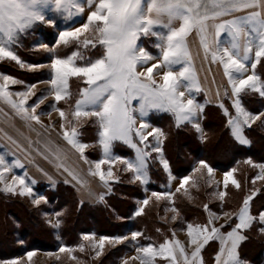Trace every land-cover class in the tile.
<instances>
[{
  "label": "snow or ice",
  "instance_id": "snow-or-ice-1",
  "mask_svg": "<svg viewBox=\"0 0 264 264\" xmlns=\"http://www.w3.org/2000/svg\"><path fill=\"white\" fill-rule=\"evenodd\" d=\"M86 6L89 9L86 22L79 27L73 25L59 30L53 47L42 45L52 54L50 63L28 66L14 51L20 37L37 24L46 23L57 27L58 22L72 21L82 16L85 3L81 0H0V62H15L31 70L42 67L49 69V78L41 82L50 88L32 104H29V98L36 95V85H25L24 91L13 92L10 85L23 82L0 74V102L9 105L20 119L29 124H40L37 109L51 96L55 103L49 107L59 113L62 139L80 154L85 163H90L84 157L85 150L93 145L79 140L78 126H82L84 120H93L98 137L95 146L100 148L102 158L94 163L95 170L89 168L88 174L99 177L103 187L110 191L109 181L114 177L113 167L117 162L125 166L122 171L134 174L135 181L147 184V162L152 152L160 154V163L165 172H169L171 182L174 177L171 176L168 162L163 159L161 147L164 133L152 127L147 117L152 112L168 113L174 117L178 127L188 123L197 132H202L197 118L203 113L204 106L197 103L193 96L194 92L198 93L202 89L188 43L189 36L195 34L204 59L208 61L210 58L212 64L222 67L231 87V96L235 97L233 107L236 116L228 120L232 135L241 145L249 144L243 135V128H250L264 113L254 115L247 112L241 105L240 96L252 92L264 97V79L256 73L257 65L264 59V0H86ZM241 12L246 14L233 16ZM230 16L233 18L223 19ZM144 38L154 39L152 47L157 50V54L153 55L143 47ZM73 44L76 50L71 54L63 57L55 54L57 48H67ZM80 49L97 50L98 55L94 59L86 58ZM253 52L254 60L250 65L252 74L245 76L249 71L247 62ZM72 78L80 79L85 86L78 90V98L66 111L56 105L72 99L69 90ZM134 101L137 102L135 105ZM220 107L223 108V105ZM224 111L228 115L227 109ZM45 131H48L47 127ZM149 137L153 138L154 144L149 142ZM115 142L132 148L135 151L134 160L115 156ZM54 156L57 161H61L59 150ZM246 163L260 170L253 184L257 180H264V164L256 165L250 160ZM103 165H108V168H102ZM23 167L19 160L9 164L5 156L0 155V184L4 186L3 191L20 196L33 195L32 188L26 182L27 173L22 176L13 174L11 182H8L7 174L12 173L14 168ZM56 167L63 168L76 183L84 186V181L77 173L62 162L57 163ZM201 170H206L210 185L214 170L203 160L199 161L195 169L197 172ZM235 171L232 169L224 173L225 189L231 184L239 190L241 185L234 176ZM191 179L190 176L181 179L176 192L183 189L186 195H190L185 186ZM192 186L197 185L193 182ZM172 195L152 193L156 201H171ZM215 195L223 201L227 193L221 191ZM256 195L257 190H253L243 200L236 216L238 222L226 234L221 231L226 225H221V228L213 226L214 213H210L206 225L187 224L188 243L194 247L190 255L185 245L175 239L173 231V238L165 239L158 247L152 244L137 247V255L132 259L138 260L139 264H156L157 259L166 264H203V249L215 240L220 244L214 257L215 264H247L238 253L241 243L247 239L242 231L258 223L261 226L260 233L264 234V211L255 216L250 211L251 201ZM43 199H35L33 203L38 205ZM149 202V199H144L142 204L147 206ZM204 207L205 211H209L207 205ZM169 210L177 213L175 207ZM143 211L141 207L136 215H141ZM55 215L59 217L61 213ZM175 219L174 215L172 220ZM52 226L59 228V219ZM141 235L135 232L131 239L136 241ZM125 239L127 237H100L97 241L93 235L82 237L83 241H92L90 247L96 257L103 254L106 243L118 244ZM85 250L86 246L82 243L75 248L61 246L59 253H68L70 259L78 260L73 254ZM35 255L34 251L28 252V260L31 261ZM5 264H20V260H7Z\"/></svg>",
  "mask_w": 264,
  "mask_h": 264
},
{
  "label": "trees",
  "instance_id": "trees-1",
  "mask_svg": "<svg viewBox=\"0 0 264 264\" xmlns=\"http://www.w3.org/2000/svg\"><path fill=\"white\" fill-rule=\"evenodd\" d=\"M32 53L28 56H31ZM17 56L21 58L22 54L17 52ZM256 73L264 79V59L257 65ZM32 76L36 77L37 75L23 74V77L32 78ZM28 82L34 84L35 80L30 79ZM75 83L76 81L69 83L72 99L67 102L68 105H62L64 108L69 109L71 103L77 98L78 87ZM200 99L202 97L198 96L197 101L204 106V111L201 113L203 139L188 123L178 127L169 114L156 115L150 122H156L154 126L164 133L162 152L168 161L170 172L175 178L182 179L191 176L195 166L201 160L207 162L213 170L221 173L236 169L234 176L241 186L239 190L227 188V193L235 195L236 199L230 197V199L212 203L209 196L213 191L197 185L195 188L198 191L188 189L190 195L184 194L183 190L175 192L170 204L177 210L180 221L177 226L180 229L189 223L205 225L207 223L205 205L209 210H212L213 207L212 211L218 215L229 213L230 222L222 228V231L226 232L236 222V212L243 204V200L253 190H257V195L251 201V213L255 216L264 211V180H257L253 184L252 181L258 175L259 168H253L246 163L250 160L256 165L264 164V125L260 123L255 127L246 126L244 135L249 144L240 145L235 142L228 126V119L236 114L233 104L225 99L222 108L210 105L205 100L202 102ZM240 101L242 107L251 114L256 115L264 112V100L258 93H242ZM225 109H227L228 115H225ZM207 121L212 122L209 128H207ZM92 122L93 120L87 121V126L84 127V130L88 129L90 136ZM211 134L215 136L216 144L209 147L207 141ZM95 137L94 133L96 140ZM169 142H171L173 154L171 157L169 156ZM119 146L117 145V147ZM117 147L114 149L118 154H131L129 149L118 152ZM148 172L150 181L147 188L151 192L160 191L161 186L167 185V176L163 173L159 163L151 164L150 162ZM124 176L134 183L129 181L127 184V180L119 176L111 184L107 195L95 204L82 203L77 197L76 189L62 183L47 191L43 187H37L39 191L45 192L48 198L45 207L36 209L31 208L25 199L10 197L0 189V260H11L30 251L55 252L61 246L75 248L83 243L84 235L115 238L140 232L142 235L136 240L138 247L149 244L158 247L165 239H172L173 228L169 227L167 221L162 219L163 216L165 217L167 204L164 201L158 202L151 197L149 204L144 206L143 213L137 216V206L146 199V195L140 182L135 181L130 173ZM183 194L193 200L188 202L186 198L184 199ZM233 199L234 202L237 201L235 204L232 202ZM50 213L53 215L61 213L59 217L55 215L56 220L60 221L59 228L47 226L41 219ZM260 227L258 223H254L250 229L245 231L244 235L247 239L238 249L241 260L246 261L247 264H264V234L260 233ZM157 229L160 231L158 232ZM219 247L216 241L209 242L205 246L202 252L203 264H215L214 257L217 255ZM131 249L132 246L128 243L110 247L107 252L104 251L103 255H106L99 262L100 264H116ZM96 262L95 264H99Z\"/></svg>",
  "mask_w": 264,
  "mask_h": 264
},
{
  "label": "rangeland",
  "instance_id": "rangeland-1",
  "mask_svg": "<svg viewBox=\"0 0 264 264\" xmlns=\"http://www.w3.org/2000/svg\"><path fill=\"white\" fill-rule=\"evenodd\" d=\"M81 2L85 3V12L82 16L75 17L74 20H72V21L58 22L57 27L49 26L46 23L37 24L34 26L33 29H31L30 31H28L27 33H25L24 35H22L20 37L19 45L14 46V51L16 52V54H17V52L22 54V57L21 58L19 57V58L26 65L33 66V65H47V64H49L52 54L49 51H47L44 47H42V45H47L48 47H53L55 45V41L58 37L59 30H64V29L71 27L73 25L75 27H79L81 23L86 22V18H87V14H88L89 9L86 6V0H81ZM230 19H232V18H230ZM191 39H192V36H189L188 42H190ZM153 42H154L153 38H144L142 40L143 47H145L146 50H148L150 53L155 55V54H157V50L154 47H152ZM18 50H21V51H18ZM75 50H76L75 44H73L72 46L67 47V48L61 46V47L56 49L55 54L63 57V56L71 54ZM80 50L82 52H84V55L86 58L91 57L94 59L98 55L97 50H91V51L84 50V49H80ZM191 51H192V55L195 56V52H197V51H195V52H194V50H191ZM30 53H32V55L28 56ZM206 63L209 65L212 64L210 62V58L208 61H206ZM213 65L216 66V70H217L216 72L221 73L222 67L219 64H213ZM18 72L20 74H17ZM0 74L9 75V76L23 82L22 84L10 85V90L13 92L24 91L25 85H36V88H35L36 95L29 98V104H32L37 99V97H39L41 94H45L48 91V89L50 88V86L48 84L41 82V81L47 80L49 78V69L47 67L36 68L35 70H31L30 67H20L15 62L5 60L3 62H0ZM23 74H27V75L36 74L37 76L36 77L32 76V78H29V77H23ZM17 75H19V76L22 75V76L19 77ZM247 75H250L249 71L247 73H245V76H247ZM30 79L35 80V83L29 84L28 81H30ZM70 81H76L75 84L77 85L78 90L85 86V85H83V83L80 79L72 78ZM70 81H69V83H70ZM78 90H77V93H78ZM193 96L195 97V100L197 101V97L195 96V94ZM77 98H78V95H77ZM262 98L264 100V97H262ZM14 99H15V97H14ZM201 100L203 102L204 98L202 97V99H200V101ZM54 103L55 102H54L53 98L51 96H49L48 99L45 100L44 104H42L40 106V108L37 109V113L40 114L41 123L36 124L35 122H32L31 124H29V123L23 121L22 119H20L15 114L14 110L9 105L0 102V155H4L6 161L9 164L19 160L20 163L24 165L23 168H14L12 173L7 174L8 182H11V177L13 174L22 176V175H24V173H27L28 179L26 182L32 188L33 195L32 196H27V195L26 196H20L18 194L13 195L11 193H8V192H5L2 190L4 187L3 184H0V189L3 191V193L5 195H9L10 197L25 199L26 200L25 202H27V204L29 203L28 205L31 208L36 209L39 207H45L47 205V202H44V201L45 200L47 201V198H48L45 195V192L39 191L37 189V187H39V188L43 187L47 191V190H50L51 188H53L54 186H56L57 184L62 183V184H66L69 186H73L76 189L78 199L80 196L81 200L83 202H86L87 204H94L93 202H94L95 198L100 200V197L101 196L105 197L107 195V191H108V189H106L105 187L102 186V183L99 180V177H93V176H90L88 174L89 168L91 167L93 170H95L94 169V163L99 161V159L102 158V153H101L100 148L98 146H95V145H97L96 141L98 140V137L96 134L97 130L94 127L93 122H92V129H90L91 130V136H90V132L87 131L88 129L84 130V127L87 126V121H89V120H84L82 122V126H78V131L80 133L79 140L82 143H85L88 145H93L92 147H89L85 150L84 157L90 162V163H85L84 159H81L80 154L78 152H76L74 149H72L71 146H69L66 143V141H64L62 139L63 130L60 128L61 120L59 117V113L52 110V108L49 107V105H52ZM74 103H75V101H73V103H71V104H74ZM136 103L137 102H135V101L133 102L134 105ZM199 104H201V103H199ZM62 105H68V103L65 101H61L58 105H56V107L63 108L67 111L68 109L64 108ZM47 113H50V115H48ZM234 113H236V111ZM162 114H168V113L152 112L147 117V121L150 123V125L152 127H155L154 124L156 122L151 123L150 120L153 117H155L156 115H162ZM169 115H171V114H169ZM235 116H236V114H235ZM172 118L175 121L173 116H172ZM197 120H198V123L200 125V128L202 129V127H201V116L200 115L198 116ZM207 123H208L207 128H209L211 126L212 122L207 121ZM260 123L264 125V115H261V119L256 121L254 124H252V126L255 127V125L257 126ZM53 125L55 126L54 128H53ZM138 126H139V121H138L137 127ZM45 127L48 128V131H45ZM149 130H151V129H149ZM94 133L96 135V137H95L96 140L94 139ZM197 133L200 136H202L203 130H202V132H197ZM87 135L90 137L88 138ZM217 136H218V133H217ZM217 136H216V138H217ZM13 141H15V143H13ZM162 141H163V138H162ZM149 142L153 143V144L155 143V141L153 140L152 137H149ZM137 143H138V141H137ZM169 144H170L168 146L169 156L171 157L173 155L172 151H171V142H169ZM207 144L209 147H211L212 145H215L216 144L215 143V136H212V134H211L209 136V140L207 141ZM117 145H120V146L117 147ZM121 146H123V147L121 148ZM115 147H117L118 152L119 151L124 152L123 150L129 149L127 145L120 143V142H115V144L113 146V154L115 156L122 158V159L134 160L135 151L133 149L132 150L129 149L131 151L130 155H123L122 153L118 154L114 149ZM161 147H162V144H161ZM57 150H59L61 153V161H57L55 159L54 153H56ZM163 159L167 161L164 154H163ZM61 162L66 167L72 169L73 171H75L77 173L79 178L82 181H84V186H81L80 184L76 183V181L73 180L72 177L69 176L68 173L66 171H64L63 168H57L56 167V164L61 163ZM150 162H151V164L152 163L155 164V162L161 164L160 163V154L156 153V152H152L151 157L148 159L147 165ZM198 166H199V164L196 165L195 169ZM124 167L125 166L123 164H120L118 162L114 165V167H113L114 177L109 181V188H110L111 184L119 178V176H122L123 178L126 179V177L124 175L129 174V173L131 174V172L122 171V169H124ZM102 168L107 169L108 165H103ZM147 168H148V166H147ZM195 169H194L193 174L190 176L192 178L191 181L185 187L189 190L195 189V191H198L195 187L192 186V183L195 182L196 185L203 186L204 188L207 187L208 189H211L213 191V192H211V195L209 196V199L212 203L215 201H219L220 199L218 198L217 195H215V193L221 192V191H226V193H227V189H225L223 187L224 173H221V172L214 170V176L212 177V182L209 185V183L207 182L208 177H207L206 170H201V171L197 172V171H195ZM162 170H163V173L165 174V170L163 168H162ZM169 171H170V168H169ZM166 176H167V182H168L167 185L168 186L167 185L161 186L160 191H157V193H172V194H174L176 192V189L180 185V181H178L177 179L174 178L175 180H172L169 183V178H168L169 174L166 173ZM126 180H127L126 181L127 184L129 183V181L131 183H134L129 179H126ZM32 181H35V183H32ZM65 181H68V182L66 183ZM142 185L145 188L144 191L146 193V197L147 198L152 197L153 192L150 193L148 190H146L145 185H147V184H142ZM250 185H251V183H250ZM228 187H229V189L237 190L231 184H229ZM181 190H183V189H181ZM182 192H184V190ZM184 194H183V197H184V199L186 198V200L188 202L189 201L191 202L193 200V198L192 199L189 197L187 198ZM41 197H43L44 199L41 200V202L38 205L33 203V201L35 199H38ZM230 197L236 199V196L232 195L230 193H227L225 199H228V198L230 199ZM153 198H155V197H153ZM160 201L161 202L164 201L167 204L166 209H165V217L163 216L162 219L166 220L168 223V226L173 228L172 232L175 231V239H178L182 244L185 245L186 250L190 255L191 252L194 250V247L189 246V243H188L189 237L187 236V225H185V227L183 229H180L177 226L180 223L179 216L176 213H173L172 211L169 210L172 208L170 206V204L173 201V195H172L171 201L166 200V199H161ZM160 201H158V202H160ZM88 202H90V203H88ZM232 202H234V199ZM236 202L237 201L235 200L234 204ZM141 207H143L142 202H140L139 205L137 206L136 212ZM211 209L214 210L213 207ZM212 210H209L206 213L207 221L209 219L210 213H214ZM214 214H215V216L213 217V226H215L217 228H221V225L229 224V222H230V216H229L230 214L229 213H227L228 214L227 216L218 215L216 213H214ZM236 214H237V212H236ZM174 215L176 216V219L172 220V217ZM41 219L44 220V223L47 224V226H51V227H53L52 224H55V222H56V217H55V215H53V213H50L46 216H43V217H41ZM49 221H51V224L49 223ZM236 223H237V221L233 225H231V228L228 231H231V229L235 226ZM221 231H222V228H221ZM228 231H226V232L222 231V232L224 234H226ZM93 236L96 238L97 241L100 238L99 236H96V235H93ZM125 237H127V239L123 240L122 243H118V244L128 243L129 245L132 246V251H131V253L126 254L124 259L119 260L120 263L124 264L125 261H127V264H139L138 260L132 259V257L137 255L136 248L138 246H136V241H133L131 239L132 234H128ZM115 238H117V237H115ZM213 241L215 242V240H213ZM216 242H218V245H219V241H216ZM83 243L86 246L85 252L82 253V252L77 251V253L81 256H85L87 261H89V256H94V258H97L95 256V252L90 247L92 241H83ZM118 244H107L106 243L104 251L107 252V250L110 247H114L115 245H118ZM34 252H36V255L34 257H32L31 261L28 260L27 253L23 254L22 256L15 258V259L20 260V264H58L60 260H64L68 264H79L78 260L70 259L68 253H59V249L56 250L55 252H43V251H34ZM48 253H52V255H48ZM73 255H75L77 257L76 254H73ZM105 255L106 254H104L102 256L105 257ZM57 257H59V258H57ZM78 259L80 260V258H78ZM81 262L83 263L84 260L81 259ZM0 264H5V262H2L0 260ZM156 264H166V262L157 259Z\"/></svg>",
  "mask_w": 264,
  "mask_h": 264
},
{
  "label": "crops",
  "instance_id": "crops-1",
  "mask_svg": "<svg viewBox=\"0 0 264 264\" xmlns=\"http://www.w3.org/2000/svg\"><path fill=\"white\" fill-rule=\"evenodd\" d=\"M246 13H234L233 16H242V15H245ZM233 16H230V17H224L223 19H230V18H233ZM223 38V37H222ZM198 38L195 36V34L192 35V39L190 40L189 43V47L191 50H194L197 51L195 52V56H193V62H194V67H195V70L197 72V75H198V79H199V82H200V85H201V91L200 92H194L193 95L195 94L196 97L198 96H201L204 98L205 102L209 103L210 105H214V106H220V105H223V102L225 99H228L232 104H233V101L235 99V97H232L231 96V87L230 85L228 84V81H227V77L224 76V74L222 73L223 72V69L221 70V73H217L216 71V66L211 64H207L206 63V60L204 59V54H203V51L202 49L200 48V45H199V40ZM254 60V52L251 54V58L250 60L247 62L248 65H249V74H252L251 72V68H250V65L251 63L253 62ZM199 61V62H198ZM225 92H227V95H225ZM197 102V101H196ZM198 103V102H197ZM234 108V107H233ZM235 109V108H234ZM201 116V114H200ZM235 117V116H234ZM229 120V119H228ZM191 125V124H190ZM192 126V125H191ZM229 126V125H228ZM201 127H202V117H201ZM157 128V127H156ZM245 128V126H244ZM244 128H243V135H244ZM195 129V128H194ZM229 129H230V132H231V135H232V130H231V127L229 126ZM196 130V129H195ZM245 136V135H244ZM232 137L234 138L235 142H237L238 144H240L236 139L235 137L232 135ZM121 143V142H120ZM241 145V144H240ZM130 150H132V148L128 147ZM161 167L162 165L159 164ZM196 167V166H195ZM163 168V167H162ZM164 169V168H163ZM195 169V168H194ZM194 172V170H193ZM192 172V174H193ZM166 173L169 174V172H165V176H166ZM171 173V172H170ZM132 174V173H131ZM147 174H148V183L150 181V177H149V172H148V168H147ZM191 174V175H192ZM133 176V174H132ZM172 176V174H171ZM174 177V176H172ZM169 178V176H168ZM175 178V177H174ZM177 179L178 181H181V179H178V178H175ZM175 179H172V180H175ZM183 179V178H182ZM171 180V181H172ZM139 182V181H138ZM147 183V185H148ZM170 183V181H169ZM141 184V183H140ZM168 184V182H167ZM142 185V184H141ZM147 185L146 186V190H148L150 193H152L148 188H147ZM168 186V185H167ZM143 187V185H142ZM143 190H145V188L143 187ZM108 192V191H107ZM145 193V191H144ZM146 195V193H145ZM79 196V195H78ZM151 198V197H149ZM146 197V199H149ZM79 199L81 200V197L79 196ZM99 199H96L94 200V204L98 201ZM82 203H86V202H83L81 200ZM90 203V202H88ZM243 205V204H242ZM241 205V207H242ZM145 205H143V208H144ZM240 207V208H241ZM240 208L238 209L237 211V214L239 213V210ZM236 214V216H237ZM237 221V219H236ZM238 222V221H237ZM248 230V229H247ZM247 230H243L242 231V235H244V232L247 231ZM244 242V241H243ZM242 242V243H243ZM241 243V244H242ZM220 246V244H219ZM241 246V245H240ZM132 249L128 252V253H131ZM104 253V252H103ZM127 253V254H128ZM77 255L78 258H80V260L78 259L79 261V264H95L96 263H99V260H101V258L103 257L102 255H100L99 257L97 258H94V256H89V261L86 260V257L85 256H81L77 253V251L74 253ZM126 255V254H125ZM125 255L123 256L122 259L125 258ZM17 258V257H16ZM15 259V258H13ZM81 259L84 260V262L82 263L81 262ZM2 262H5V261H2ZM58 264H68L66 263L64 260H60ZM116 264H121L120 261L117 262ZM125 264V263H124Z\"/></svg>",
  "mask_w": 264,
  "mask_h": 264
}]
</instances>
